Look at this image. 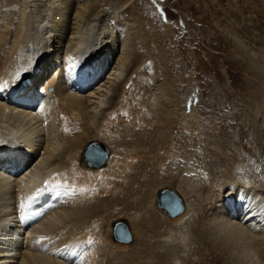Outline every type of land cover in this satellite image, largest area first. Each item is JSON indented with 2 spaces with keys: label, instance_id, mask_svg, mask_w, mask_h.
<instances>
[{
  "label": "bare ground",
  "instance_id": "obj_1",
  "mask_svg": "<svg viewBox=\"0 0 264 264\" xmlns=\"http://www.w3.org/2000/svg\"><path fill=\"white\" fill-rule=\"evenodd\" d=\"M135 2L0 0V264H186L195 244L217 254L207 264H264V183L211 178L209 163L188 164L179 129L191 148L193 111L170 94L164 101L170 78L148 74L161 40ZM255 2L263 7L238 11L264 17V0ZM251 59L243 71L253 79L242 81L259 116L264 59ZM93 142L108 151L99 167L84 157ZM227 152L217 165L235 161ZM179 155L186 164L172 184ZM164 188L194 200L172 191L183 211L170 216L157 206ZM122 219L132 243L128 228V242L112 239ZM201 252L194 261H204Z\"/></svg>",
  "mask_w": 264,
  "mask_h": 264
},
{
  "label": "rangeland",
  "instance_id": "obj_2",
  "mask_svg": "<svg viewBox=\"0 0 264 264\" xmlns=\"http://www.w3.org/2000/svg\"><path fill=\"white\" fill-rule=\"evenodd\" d=\"M250 3H254V0H136L135 5L142 12L144 21H148L146 25L152 23L156 27L153 28L159 37L158 40H161L159 44L157 43L158 48L155 47L154 57L151 56L152 60L147 61V66L149 64L151 66H149L150 70L147 68L148 74L161 75L159 79L161 83L164 82L162 77L164 74L165 77L170 78L172 91L166 92L164 101L170 94L178 100L180 108L185 113L193 111L191 124L195 135L191 137L193 138L191 148H186L184 129H179L180 145L184 152L187 151L191 156L188 164L198 168L203 162L209 163L215 171L211 178L220 179L221 174L226 173L228 176L242 180L251 174L253 177L251 182L260 181L259 183L262 184L264 155L260 153V142L255 143L259 131L254 130L252 124L255 121L262 122L264 119L261 116L264 115L260 113L259 116H255L251 112L248 105L249 97L242 81L245 78L253 79L249 71H243L249 59L252 58L253 61L264 59V17H257L247 10L243 13L238 11L242 7H263V3L260 2ZM113 11L116 17L122 10L108 12ZM75 24L76 21L72 20L70 26L74 28ZM240 48L243 52L245 50L247 52L242 53ZM92 87L96 88L94 85ZM92 87L90 86L91 89L83 94L88 95L92 92ZM150 102H154V99ZM241 135L246 138L241 140ZM90 146L84 157L92 167H95L94 162L98 161L103 151L97 148L92 154L89 151ZM243 146L248 147L252 153H247ZM103 149L106 150L107 147L103 146ZM220 149L228 150L227 155L233 157L235 161L224 166L217 165L216 158ZM183 156L186 157V153ZM241 157L250 163L244 164ZM255 157L259 162L252 163ZM183 160L185 158L180 156L173 167L175 175L172 177H175H167L172 184H177L175 181L178 173L186 164H183ZM164 189L181 193L173 188ZM182 196L184 200L189 199L190 202L194 200L190 195L188 198ZM120 222L129 229L132 235L130 243H132L133 234L129 222L126 219L119 220L118 223ZM112 239L124 244L115 239L114 228ZM197 245H193L192 251L185 257L186 264H207L208 260L211 261L217 256L213 252H205L204 245ZM200 249L205 252V259L203 262L194 261L196 256L203 255ZM191 260L194 263H190Z\"/></svg>",
  "mask_w": 264,
  "mask_h": 264
},
{
  "label": "water",
  "instance_id": "obj_3",
  "mask_svg": "<svg viewBox=\"0 0 264 264\" xmlns=\"http://www.w3.org/2000/svg\"><path fill=\"white\" fill-rule=\"evenodd\" d=\"M102 149L103 153L98 158V161H95L94 164L96 167L101 166L107 158V150L103 149V146L98 143H93L89 151L93 154L95 149ZM157 206L161 209H164L170 216H176L183 211V204L179 197L170 190H162L157 197ZM114 237L117 241L126 243L131 239V235L127 230V227L124 223H116L114 226Z\"/></svg>",
  "mask_w": 264,
  "mask_h": 264
},
{
  "label": "snow or ice",
  "instance_id": "obj_4",
  "mask_svg": "<svg viewBox=\"0 0 264 264\" xmlns=\"http://www.w3.org/2000/svg\"><path fill=\"white\" fill-rule=\"evenodd\" d=\"M4 87H7V82H5L3 85H0V88H4ZM62 185H59V184H57V185H52V187H54V188H58V187H61ZM45 187L47 188L48 187V184L46 183L45 184ZM35 199V197H30L29 198V201L31 202V201H33ZM31 206V203H29L28 205H27V207H30ZM21 209L22 210H26V206H25V204H21ZM89 243H91V241H89Z\"/></svg>",
  "mask_w": 264,
  "mask_h": 264
}]
</instances>
